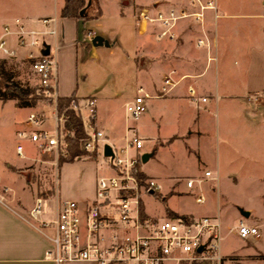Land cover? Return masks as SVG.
Wrapping results in <instances>:
<instances>
[{"label": "crops", "instance_id": "crops-1", "mask_svg": "<svg viewBox=\"0 0 264 264\" xmlns=\"http://www.w3.org/2000/svg\"><path fill=\"white\" fill-rule=\"evenodd\" d=\"M157 2L161 7L177 5L194 10L187 0H98L100 8L98 17L80 19L60 16L63 0H9L6 9L0 11V31L4 22H12L16 18L22 19L31 26L42 27L39 22L41 18L55 17L58 35L55 38H49V42L51 45H56L54 54L57 60L58 96H76L78 99L94 96L97 103V123L104 131L106 140L115 146L125 144L126 128L133 126L143 142L145 139L156 137L163 143L172 141L174 137L175 140L182 137L188 151L197 149L199 152V147L194 148L190 144L195 136V128L201 135L203 130L199 128V123L214 105L217 106V102L214 104L211 95L207 93L208 82L205 76L213 63V61L208 63L207 57L215 55L214 63L217 64L222 41L220 37H223V32L228 30V25L220 23L219 19L229 14L224 11L217 12L218 3H215V11H205L203 27L213 40L212 48L207 51L206 48L196 45L201 28L191 18L178 22L175 41L157 40L150 32L139 34L135 27L137 11L141 7L152 6ZM208 11L213 13V25L207 15ZM86 12L89 16L94 13V5L90 1ZM87 29L93 30L94 36H102L108 45L94 46L91 41L84 40L83 36ZM171 71L176 72L175 78L185 76L184 79L170 93L146 100V108L147 105L151 108L156 107L158 120L153 121L155 114L149 116L151 121L145 122H139V116L135 119L128 118L126 113L123 114V118L120 117L118 111L122 107L125 111V103L137 94L139 88L151 95L160 94L162 79ZM189 86L193 87L196 96H205L207 100H193L188 93ZM217 92L218 87L215 89L216 97L219 96ZM224 95L228 96L226 93ZM237 96L244 95L239 93ZM152 99H157V103ZM253 105L255 110L261 107L260 102H254ZM183 112L190 113L191 116L186 129L179 134L175 127L179 117L184 114ZM20 127L21 123L18 128ZM200 138L202 137L198 136L197 140L199 141ZM24 153L23 157L18 156L28 159V162L19 165L10 164L15 175L11 181L0 175V183L5 189H0V264H95L91 261L56 263L46 257V251L52 247L50 237L53 235V230L51 228L37 229L34 220L30 217L29 210L39 194H34V186H28L29 179L26 169L28 167L34 169L37 161H42L46 166H49L50 162L51 168L55 163L53 156L49 159V156L45 157L40 152ZM99 155L94 158L80 155L58 165V183L49 194L55 196L54 205L52 208H49V202L44 205L46 198L43 197L41 215L43 218L52 219L55 216L56 203L59 199H74L79 203L81 210H84L86 204L94 198L96 179L100 171L108 167L107 164L102 166L98 163ZM141 170L145 177L154 179L142 167ZM214 171L218 173L217 169ZM20 175L24 176V181H20ZM189 177L196 178L203 177V175L187 178ZM206 179L211 182L204 183ZM16 180L20 182L19 188L15 187ZM212 180L205 178L201 183H194L193 187H188L185 181L181 192L192 196L198 204L209 200L210 205H204L201 208L168 206L164 215L159 216L146 210L141 195L142 214L156 218L170 215H218L222 223V241L221 261L216 264H235L242 256L247 258L246 261L253 263L264 261L261 257L264 253L242 252L248 245L256 244L261 236L250 239H242L238 236L236 230L238 222L240 219L244 220L242 218L244 215L241 213L235 216L237 223L233 225L226 223L220 209L214 204L218 201L217 195L214 194L218 179L215 180L216 185ZM199 191L205 195L202 202L195 200ZM146 192L152 194L151 191ZM246 209L249 214L245 217H248L253 207L247 206ZM254 220L258 221V218ZM254 220L249 222V225L256 226L260 232V225H257ZM232 238L239 241V246H231ZM165 264L175 263L167 261Z\"/></svg>", "mask_w": 264, "mask_h": 264}, {"label": "built area", "instance_id": "built-area-1", "mask_svg": "<svg viewBox=\"0 0 264 264\" xmlns=\"http://www.w3.org/2000/svg\"><path fill=\"white\" fill-rule=\"evenodd\" d=\"M194 10L184 6L169 5L161 7L159 3L139 8L135 18V27L139 34L153 33L157 40L175 41L176 27L179 21L193 19L200 25V36L196 39L198 47L207 51L213 46V40L203 27L205 11H215L214 0H187ZM215 17L217 15H214ZM42 27L31 26L22 19L4 22L0 31V57L16 58L19 50L24 52L38 82L37 94L53 105L51 120H47L43 110L30 111L22 125L17 129L19 138L34 143L40 153H51L55 165L60 157L70 155L71 139H78L80 147L86 152H98L106 159L110 173L101 174L96 179L95 195L82 211L74 199H59L55 216L43 218V197L38 195L29 210L35 227L42 230L51 228L52 247L46 251V257L56 263L65 261H91L95 264H165L173 261L216 264L221 261L222 223L218 215H170L156 218L142 214L141 195L143 192H158L161 184L151 177L140 175L143 139L133 126H127L125 144L115 146L106 140L104 131L97 123V103L94 96L72 99L70 105L62 110L57 99V60L54 54L56 45L49 38L57 37L55 17H43L39 20ZM94 32L87 29L83 39L91 41ZM48 46V53L43 51ZM208 63L216 61L215 55L207 57ZM171 71L162 79L160 94L151 95L142 88L125 103V111L132 119L146 110V100L150 97L170 93L185 76L175 78ZM193 100H207L196 96L193 87H188ZM264 98L251 95L254 100ZM66 109L73 110L79 123L72 126L67 123ZM78 128V129H77ZM105 143L111 145L112 154L105 155ZM16 152L23 157L24 146L17 142ZM80 155H77L78 157ZM205 178L217 180L218 175L212 169H205L203 177L186 179L188 187L201 183ZM205 195L199 191L195 200L202 202ZM237 234L242 239L260 236L256 226L240 219ZM200 248V250H198Z\"/></svg>", "mask_w": 264, "mask_h": 264}, {"label": "rangeland", "instance_id": "rangeland-1", "mask_svg": "<svg viewBox=\"0 0 264 264\" xmlns=\"http://www.w3.org/2000/svg\"><path fill=\"white\" fill-rule=\"evenodd\" d=\"M8 3L9 0H0V11L6 9ZM215 3L219 4L217 12L224 11L229 14L219 19L220 23L228 25V30L220 37L222 41L218 62L211 63L205 76L208 82L207 93L211 95L214 104L217 102V106L214 105L199 123V128L203 130L201 135L195 128V136L190 144L194 148L199 147V152L197 149L188 151L182 137L177 140L174 137L172 141L163 143L156 137L144 140V147L140 151L142 154L148 153L149 157L145 161L141 160L140 167L161 184V189L152 194L143 192L142 197L146 210L159 216L164 215L168 206L201 208L210 205L209 200L198 204L192 196L181 192L188 176H202L205 169H217L218 185L214 194L218 201L214 204L220 209L226 223L232 225L238 222L235 216L240 215V209L247 210V206H252L251 214L242 218L247 223L258 218V221H254L260 225L261 237L256 244L248 245L242 252L264 253V98H251V95L264 92V0H215ZM207 15L213 25V13L208 11ZM0 65L3 76L11 77L13 81L36 90L37 75L22 50H19L16 58L0 57ZM217 87L219 96L216 97ZM239 93L244 96H237ZM152 100L155 103L158 101ZM254 102H260V109L255 110ZM52 107L43 98H37L34 105L25 106L18 105L16 99H0V175L7 180L11 181L15 176L10 164L19 165L29 161L18 156L16 142L24 145V152L27 154L38 153L31 141L17 136L20 123L22 125L30 111L43 110L47 117L44 125L49 126L52 123ZM118 113L123 118L126 111L122 107ZM157 113L156 107L147 105L138 121H151L149 116L152 114H155L153 121H156ZM126 115L131 118L128 113ZM190 116L186 112L179 117L175 127L179 134L186 129ZM198 136L202 137L199 141ZM41 154L49 156V159L52 156L51 153ZM97 161L102 166L106 165V159L101 155ZM37 162L39 164L34 169H26L28 186L35 187L34 194L42 193L47 187L55 189L59 161L53 168L50 162L49 166L43 165L42 161ZM110 172L111 169L105 167L99 175ZM19 177L20 181L25 180L24 176ZM15 182L17 188L20 182ZM210 182L207 179L204 181L206 184ZM212 182L216 185L215 180ZM1 188L3 189L0 183ZM45 198L44 205L49 202V208H52L55 196L49 195ZM230 244L239 246V241L232 238ZM246 260L242 256L235 264H264V261L253 263Z\"/></svg>", "mask_w": 264, "mask_h": 264}, {"label": "trees", "instance_id": "trees-1", "mask_svg": "<svg viewBox=\"0 0 264 264\" xmlns=\"http://www.w3.org/2000/svg\"><path fill=\"white\" fill-rule=\"evenodd\" d=\"M93 3L94 5V13L90 16L87 15L86 9L88 2ZM83 11V12H82ZM100 14V8L98 4V0H63V6L60 10V16L62 17H76L80 19H85L87 17L95 18ZM1 68V65H0ZM37 98H43L38 95L36 90L33 88H29L27 86H23L20 83L13 81L11 77L6 78L3 76L0 70V99H16L17 104L20 106L25 105H34L36 103ZM76 96H67L62 97L58 96L57 105L60 110L68 107L72 101V99H76ZM65 114L67 115L68 121L67 123L72 126H77L79 123L78 116L71 109H66ZM78 129V128H77ZM82 136V132L80 129L77 130L76 138L71 139L70 145V155L66 158L60 157L59 165L63 161H69L76 158L77 155H88L89 157H96L98 152H86L80 147V142L78 139ZM142 177H145L143 172H140ZM52 193V188H48L45 191L40 192L39 195L42 197L48 196ZM264 259V255L261 256Z\"/></svg>", "mask_w": 264, "mask_h": 264}, {"label": "water", "instance_id": "water-1", "mask_svg": "<svg viewBox=\"0 0 264 264\" xmlns=\"http://www.w3.org/2000/svg\"><path fill=\"white\" fill-rule=\"evenodd\" d=\"M91 43L94 46H101V45L107 46L108 45V42L100 35L93 36L92 39H91ZM43 53L44 54L48 53V46H46V48L44 49ZM103 153L105 155L113 153L111 145L109 143H105L104 148H103ZM148 156H149L148 153H143L142 154V160L143 161L147 160ZM240 212L244 216H247L249 214V211L248 210H244V209H240ZM198 250H200V248Z\"/></svg>", "mask_w": 264, "mask_h": 264}]
</instances>
